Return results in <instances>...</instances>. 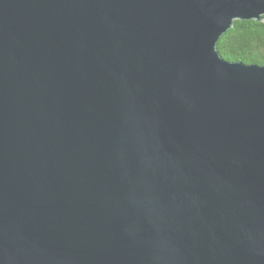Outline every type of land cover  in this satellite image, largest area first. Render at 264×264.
Masks as SVG:
<instances>
[{"label": "water", "instance_id": "obj_1", "mask_svg": "<svg viewBox=\"0 0 264 264\" xmlns=\"http://www.w3.org/2000/svg\"><path fill=\"white\" fill-rule=\"evenodd\" d=\"M264 0H0V264H264Z\"/></svg>", "mask_w": 264, "mask_h": 264}, {"label": "trees", "instance_id": "obj_2", "mask_svg": "<svg viewBox=\"0 0 264 264\" xmlns=\"http://www.w3.org/2000/svg\"><path fill=\"white\" fill-rule=\"evenodd\" d=\"M218 48L228 60L264 64V20H236L219 39Z\"/></svg>", "mask_w": 264, "mask_h": 264}]
</instances>
